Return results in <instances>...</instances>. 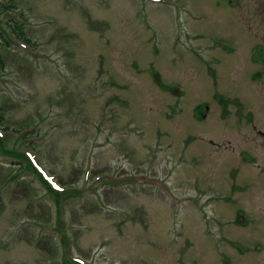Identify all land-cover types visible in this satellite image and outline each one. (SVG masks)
Wrapping results in <instances>:
<instances>
[{"label":"rangeland","instance_id":"obj_1","mask_svg":"<svg viewBox=\"0 0 264 264\" xmlns=\"http://www.w3.org/2000/svg\"><path fill=\"white\" fill-rule=\"evenodd\" d=\"M12 3L0 264H264V0Z\"/></svg>","mask_w":264,"mask_h":264},{"label":"trees","instance_id":"obj_2","mask_svg":"<svg viewBox=\"0 0 264 264\" xmlns=\"http://www.w3.org/2000/svg\"><path fill=\"white\" fill-rule=\"evenodd\" d=\"M0 4H2L4 7H3V11L5 10H15L14 8V5L12 3V0H2L0 2ZM13 8V9H12ZM16 26L18 28H21V25L17 24L15 25L13 28H16ZM22 32V31H21ZM21 32H19V37L21 39H24L25 37L22 36ZM30 40L28 39L27 42H29ZM0 65H4L3 64V61L0 59ZM1 126V125H0ZM4 129H9V128H4ZM23 169L26 171V170H30L29 166H28V163L26 165H24ZM45 187L49 190L48 192L53 195V197L55 198L56 200V203L58 206H60L63 202V199H67L69 197H72V191L68 190V191H65V192H62V191H57V190H54L50 184H48L47 182H45Z\"/></svg>","mask_w":264,"mask_h":264},{"label":"flooded vegetation","instance_id":"obj_3","mask_svg":"<svg viewBox=\"0 0 264 264\" xmlns=\"http://www.w3.org/2000/svg\"><path fill=\"white\" fill-rule=\"evenodd\" d=\"M219 98H220L219 103L224 105L225 102H226V98H225L224 96H219ZM224 100H225V101H224ZM198 111H199V110H198ZM208 111H209V106L206 105L205 112H204L203 114L199 113V114H198V115H199L198 118H200V119H204V120H207V113H208ZM247 117H249V116H247ZM235 120H236V122L239 124L240 121L244 120V117H241V118H240V117H236ZM240 215H241V214L238 213L237 222H240V219H241ZM243 219H244V218H243ZM241 223H243V222H241ZM245 223H247V222L245 221Z\"/></svg>","mask_w":264,"mask_h":264},{"label":"water","instance_id":"obj_4","mask_svg":"<svg viewBox=\"0 0 264 264\" xmlns=\"http://www.w3.org/2000/svg\"><path fill=\"white\" fill-rule=\"evenodd\" d=\"M157 79H159L158 75L156 76Z\"/></svg>","mask_w":264,"mask_h":264}]
</instances>
